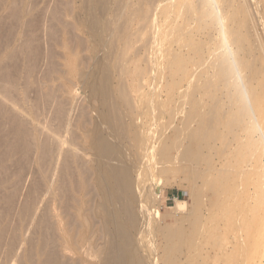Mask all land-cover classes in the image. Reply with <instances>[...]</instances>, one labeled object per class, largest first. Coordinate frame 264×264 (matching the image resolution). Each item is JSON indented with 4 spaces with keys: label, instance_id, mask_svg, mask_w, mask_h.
Listing matches in <instances>:
<instances>
[{
    "label": "bare ground",
    "instance_id": "obj_1",
    "mask_svg": "<svg viewBox=\"0 0 264 264\" xmlns=\"http://www.w3.org/2000/svg\"><path fill=\"white\" fill-rule=\"evenodd\" d=\"M77 1H72L73 7ZM79 1L80 11L77 14L72 13L71 2L68 1L62 5L65 36L61 45L68 55H64L63 68L66 67L68 70L62 72L61 80H65L64 76H66L72 83L77 77L83 86L89 89L91 98L97 102V106L95 112L93 111L95 114L92 119L73 122L70 118L59 121L62 120L60 117L64 116L62 114L57 117L59 108L62 111L61 107L64 105L62 102L61 107L54 105L58 107L54 110L61 125L60 127L57 125L59 128L54 126L57 129L48 127L46 133H42L43 141H40L43 143L41 146L43 145L44 155L48 157L47 165L54 170L53 175L57 171L61 175L63 185L61 191L67 199L63 201V207L60 208L61 215L55 208L52 213L56 215L53 216L56 217L59 228H55L59 231L61 241L58 240V242H61L60 247H63L61 250L63 252L58 254L54 250L58 256L54 252L53 255L47 252V257L41 254L44 256L42 257L36 249L37 252L34 251V255L30 254L32 256L31 258L29 256V259L31 264H84L87 258L93 255L100 260V264H155L151 261V256L155 259L156 252L158 255L155 237L157 232L161 231L168 241V244L161 247L164 261L180 264L183 261L180 260L179 255L184 249L200 247L199 236L205 234L203 223L199 215L191 210L193 214L185 220L189 222L192 229H185L181 222L164 225L158 229L156 219L159 217L155 207L159 205L160 195L155 192L158 190L152 185V181H156L154 174L161 175L170 171L169 165L183 163L181 170L187 173V180L190 182L203 180L208 185L214 186L208 180L213 176L224 179L226 183L230 179L241 181L245 177H250L242 167L245 151L253 147L262 148L261 151H264V46L253 40L251 28L252 19L256 20L255 17L253 18V12L263 10L257 8L258 3H263L264 0ZM48 4L47 9L53 5V13L56 12L59 16V9H57L58 12L56 10L58 7L55 8L52 3H50L51 6ZM33 5L30 6L32 9L35 6ZM43 12L41 13L44 15ZM38 13L40 12H37V16ZM40 16L42 15L36 17L38 23L46 20L43 18L39 21ZM45 16L47 17V14ZM34 17L32 21L36 19ZM69 17L75 21L73 27L64 24ZM38 23L33 26H38ZM256 25L258 27L260 24ZM54 27L56 25L49 26L50 31L43 32L45 34L53 32L54 29L51 30V28ZM40 30L42 33L45 29ZM76 31L85 32L92 43L86 47L91 57L89 58L91 61L87 60L89 70L81 73H77L78 55L73 47L74 44H78L76 45L78 48L86 45L83 41L71 37V32ZM67 35H70L71 43L66 38ZM32 48H34L33 45ZM30 51L32 50H29L28 54L34 52ZM16 67L18 68V65ZM53 67L55 69V66ZM34 69L31 68V70ZM30 71L28 70L29 73ZM37 72L34 77L36 80L40 77V72L39 76ZM32 73L31 71L30 74ZM30 74L28 77L31 76ZM46 74L48 76V73ZM17 79L14 78L13 81ZM12 85L11 87L9 83L8 90L13 88L11 91L17 92V84L13 82ZM36 89L35 91L32 89L34 94L40 91ZM13 92L11 93L15 96ZM9 93H3V95L1 92L5 97L8 95L9 98L7 97L5 101L10 103L9 105L13 108L11 110H17L14 112L20 115L22 111L24 115L31 118V120L28 119L34 126L36 123L39 124V115L27 111L24 103L14 100L16 98L9 96ZM3 99L4 97L1 100ZM48 99L49 95L46 100ZM50 99L46 101V104L50 102ZM39 104L37 101V104L35 102L31 106L37 105L35 106L37 108ZM64 104L68 105L66 102ZM54 106L52 105L53 108ZM40 109L39 106L37 110ZM54 110L51 111L54 112ZM38 111L35 113L41 112ZM13 113L11 126L20 131L22 119ZM45 113L47 115V112ZM48 114L50 115V112ZM61 118L64 119V117ZM25 122L27 123L26 120ZM26 125L23 124V127ZM21 130L22 132L16 133H21V136L30 133L29 131L24 134V128ZM41 131L38 133L40 134ZM227 134L233 135L234 139L224 141L222 149L230 155L234 154L236 159L233 163L230 159L225 161L221 171V167H214L211 157L208 159L206 157L207 152L213 150L216 139ZM27 135L24 137L26 138ZM27 137L30 138L31 134ZM233 142L236 144L235 147ZM77 168L80 169L79 172ZM78 173L92 183L96 193L88 201L84 198L78 201L76 198L78 202L75 201L71 208V200L67 197H71V184L75 187ZM212 189L215 190L213 187ZM47 191L49 195L52 191L50 185ZM74 192L76 194L75 189ZM201 195L202 192L197 188L190 189L189 199L193 207L198 204L197 200ZM55 199L56 202L57 199ZM175 202L178 209L187 205V201L176 199ZM34 203H31V206L29 204L30 211L35 208ZM50 211L52 210H49V213ZM36 213L35 209L30 214L35 217ZM166 217L169 216L166 215ZM48 224H51L50 220ZM52 225L55 223L52 222ZM214 241L218 244L219 240L217 238ZM21 244H13L8 254L14 259L6 256L9 257L8 259L5 257L8 263L10 259L15 260ZM58 247L56 246L55 249ZM41 249L40 252L45 251L44 248ZM65 252L70 253L71 258L61 263L59 260H62ZM71 260L73 262L69 263Z\"/></svg>",
    "mask_w": 264,
    "mask_h": 264
},
{
    "label": "rangeland",
    "instance_id": "obj_2",
    "mask_svg": "<svg viewBox=\"0 0 264 264\" xmlns=\"http://www.w3.org/2000/svg\"><path fill=\"white\" fill-rule=\"evenodd\" d=\"M34 1L35 0H0V31L1 33H3V34L0 33V40H1L0 42L1 43L0 44L1 46L0 47V74H3V75H0V94L1 92L2 94L3 93L8 94L9 93L8 91H10V93L13 92L11 91L13 88H11V90H8V89H10L9 87L10 86L12 87L13 86L12 83L15 82L18 86L17 87L18 90L17 92L16 91L13 92L15 96H13L12 93L11 94L9 93V96L12 95L14 98H16L14 99L11 96L14 100H19L20 102H23L27 111L33 113L34 115L38 114L39 116L38 115L37 116L39 117V120H40V123H39L40 126L37 123H36V126H34L30 121L31 118L29 116L24 115L25 114L24 112L20 111L22 113V115H20L19 112H18L19 114L14 112V111L17 112V110H14V111L11 110L13 108H11V106L9 105L10 103H8L7 100L5 101L8 95L7 97L3 96L4 94L0 95V111L3 109L0 112V242L2 243V244L0 243L1 244L0 245V248H1L0 249L1 251L0 252V264H7L8 263L7 259L9 257L12 258L11 255L8 254V252L11 250V247L13 246V244L22 243L21 245H19V248H18L19 250H17L18 255L15 257V260H12L14 258L9 260V263L11 262V264H31V259H29V256L31 258V256L35 254L33 252L34 251L37 252V250H39V253H38L39 256L43 254L45 257H47V252H49L51 255L54 252V250L58 254L59 252L61 253L63 252L61 251L63 250V247H60L62 246L61 242L60 243L58 242V240L61 241V239L59 238V235H58L59 231H57L58 229H56V228H59L57 219L56 217L53 216L55 214H52V213H54L53 208H55L56 212L58 211L57 213L60 214L62 212L60 208L63 207V201L65 202L67 199H66V196H64L61 191V188L63 187V185H62V180L60 177L61 175L59 171H57L56 174L53 175V171H54L52 170L53 168L47 165L48 157L44 155L45 153L42 148L43 145L41 146V144H43L41 143V141H43V137H44V135L42 136V133L45 134L48 127L52 129L59 128L61 124L60 122H58L59 118L57 117H60L62 114L64 116H61V117H64V119L60 117V119L62 120H59V121H63V120L70 118V119H73V122L74 120H81L82 122H84L85 120L92 119V117H94V114H95L93 113V111L95 112V108L97 106V102L91 98V93L89 89L86 86H83V84L77 79V77L72 83L66 78V76H64L65 80H61L62 72H64V70H68L66 67L63 68V62H65L64 55L66 54V52L62 49V45H61L63 43V38L65 36L63 33V30H64L63 21L65 20V18L63 17V14H62L63 12L62 5L68 1L71 2L72 13L77 14V12L80 11V7H78L80 4V1L78 0L77 2H75L76 4L74 7L72 5V1L74 0H57L58 2H60L59 4L56 0L55 2H53L54 0L53 1L47 0L49 4L46 3L47 2L46 0H38L40 1L39 4L37 0L35 1L36 3ZM56 2H57V5L55 4ZM50 3L54 4L55 8L56 6L58 7L56 8V10L59 9V16L58 14L56 15V12L53 13L54 11V9H52L53 5L51 4L52 5L51 6ZM47 4L48 6H51L48 9H47ZM259 4L260 5L262 4V6H260ZM31 5L34 6L33 9L32 7H30ZM27 6L28 8H26ZM263 7H264V2L258 3L257 9L264 10ZM39 9L40 10L47 9L46 10L47 12L45 11L46 12L45 13L42 10L40 11ZM17 10H19V12ZM36 10L37 12H40L38 13V16L40 14L42 15L40 16L41 19L39 18V21H41L43 18H46V20L48 21L44 19L42 22H39V23L36 22L38 20ZM14 11L18 12L19 14ZM262 11L256 12L257 14L255 13V11L253 12L255 15V16L253 15V18L255 17L256 20L252 19L251 28H252L253 40L259 44L261 43L264 46V42H262V40L264 41V38H263L264 33H262L264 31V25H263L264 11L263 12ZM41 12H43L44 15ZM34 13L36 14L34 15ZM51 13H53V15ZM45 14H47V17L49 16V18H47ZM33 17L34 19L37 17L34 20L36 23L32 21ZM17 18L18 19L20 18V19L18 20ZM66 20L67 21L64 22V24H68L69 26L73 27V24L75 22L73 18L69 17ZM30 22L32 24H30ZM34 23L36 25L38 23V26L34 27L33 26L35 25ZM257 23L260 24L258 26L259 28L256 25ZM40 24L42 26L41 28L45 30L47 28V30L46 31L42 30V33H40L41 32ZM29 25L31 26L27 28V26ZM43 25L45 28L43 27ZM55 25L56 27L51 28V30L54 29L53 31L54 34L53 32H50L48 34L44 33V32L50 31L49 26H55ZM261 27L263 28V30ZM34 29L35 30L37 29V30L34 31ZM55 31H56V34H55ZM32 32L34 34H32ZM23 34L27 36H24ZM70 35L75 40L78 39L80 41H83V43H85L86 45L85 47L79 46L78 48V46H76L78 44H74V47H73L75 52L78 55L77 68L79 70L77 69V73L86 72L89 70V64L87 63V60L91 61L89 59L91 58L90 53L86 50V47L88 45H92V43L90 42L89 36H87V34L82 31L71 32ZM70 35H67L66 38H68L69 42L71 43ZM48 36L49 38L47 39ZM31 39L33 41H31ZM256 40H258L259 42ZM8 43L9 44L11 43V44L9 45ZM42 43L43 44L46 43V45H42ZM32 45L34 48H32ZM35 45L39 48H37ZM71 46L73 45L71 44ZM14 49H16L17 51ZM24 49H27V50H24ZM29 50H32L30 52L34 51L32 53L33 55L30 53L28 54ZM10 53H12V55ZM65 56H68V55L66 54ZM18 61H20L21 64L18 63ZM10 62L14 64L12 63L10 64ZM16 65H18V68L16 67L17 69L15 68ZM53 66H55V69ZM5 67H8V68H5ZM9 67L10 68L12 67V68L9 69ZM30 67L35 68V69L31 70ZM24 69L27 71H25ZM12 70L14 71L12 72ZM23 70L24 72H21ZM28 70L29 71L31 70L33 73L30 74L31 71L29 73ZM46 70L47 72H45ZM50 70L52 72H50ZM36 72L38 76L40 72V77H37V80L39 81L40 85L38 84V81L36 80V78H34L36 75ZM46 73H48V76H46L47 75ZM29 74L31 76L28 77ZM1 76L3 77L1 78ZM14 78L15 79L18 78L17 81H13ZM47 80L49 82H47ZM23 82H25L26 84ZM9 83H10V86L8 87ZM29 85L31 86V88ZM35 87H37L40 90L38 91L39 93L37 92L38 94L41 95V96L39 95V98H38L37 93L34 94V91L36 89ZM1 88L4 90H2ZM6 88H7V91H6ZM47 92L49 95V99L50 98L51 99H50V102H47L46 104V101L49 100V99L46 100L48 97ZM27 94L29 95L27 96ZM3 97L4 99L1 100ZM53 97L54 99H52ZM25 98L26 99L29 98L28 101H26ZM37 101H38V104L40 103L39 106L42 109V110L40 109L39 111L43 112V114L37 110L39 109V106L37 108L35 107L37 105L31 106L32 104H35V102L37 104ZM61 102L64 105L62 107L60 104ZM65 102L68 105H65L64 104ZM51 103L53 106L59 105L62 108V111H60V108H59V114L60 113L61 114L60 115L58 114L57 117L55 116L56 111L54 109L56 108L58 109V107L54 106L53 108ZM1 104H2V107H1ZM45 107H47L49 110ZM51 110H54V112H52ZM64 110L65 111L69 110V112L67 111L68 114L67 112L64 113L65 112ZM37 111L40 114L35 113ZM11 112L12 113L14 112L13 114L18 115V117L22 119V122L20 125L21 126L20 131L18 129H14V126H11L13 125L12 119H11L12 117ZM45 112H47L48 116L46 115ZM49 112H50V115L48 114ZM73 112H75L74 115H73ZM52 114H54L55 118ZM46 116H47V119L49 118V116L51 118L47 120ZM23 117L27 121V123L25 122ZM44 118H45V122L47 121L46 122L47 125L44 122ZM50 119L53 122L50 121ZM22 123L25 125L27 124L28 126L27 125L26 126L29 129L26 126L23 127ZM8 125L10 126V128ZM29 125L31 126L29 127ZM57 125H59V127ZM7 126L8 128H6ZM54 126H57V128ZM22 127L24 128V132H23L24 134L30 131V133H27L29 135L25 134L29 137L31 134L30 138L26 136L28 140L24 137L25 135L24 136L22 135L23 136L22 137L21 133L20 134L16 133V132H22L21 130L23 129ZM30 128L32 130H30ZM40 130L43 131V132L41 131L40 133L41 135L38 133L40 132ZM33 139L35 140V142ZM228 139L233 140L234 139L233 135L227 134L222 138L221 137L217 138L216 142L213 143V150L207 152L206 159L211 157L212 162L214 163V167L215 168L221 167V171L224 168L225 161L230 159V161L233 163L234 160L236 159L234 154L230 155L228 152L222 149V145L224 141ZM234 143L235 142H233V146L235 147L236 144ZM31 149L34 151H32ZM247 150L245 151L246 153H244V156L242 157V159L244 158L242 167L245 173L247 174V176H250V177L248 178L245 177L241 181L230 179L228 183H226L224 179H221V178L218 179L215 176H213L209 178L208 180L214 186L208 185L203 180H197L196 182H190L189 180H187L188 179L187 173L181 170L183 163H175V164L169 165L170 171L166 173H162L161 175L158 173L154 174L155 175L154 180L156 181H152L153 182L152 185L155 189L157 188L158 191H155V192L160 195L159 205L155 207V209H157V213L159 217L156 219V221L158 222V224H156L157 227H159L158 229H160V227L164 225H173L175 224V222L176 223L181 222L183 223V227L185 229L190 230L192 228H190L189 222L186 220L191 216L190 214H193V212L199 215L198 217L199 219H201V222L203 223V230H204L203 232L205 234L201 235V237L199 236V240H201L199 243L200 247L196 246L195 248L184 249L182 251V254L179 255L180 257L178 256L180 260L183 261L180 264H264V151H261L262 148L257 149L255 147H253V149L248 148ZM206 159L204 162V166L206 165ZM77 170H78L77 172L80 171L79 168H77ZM224 184L226 185V187ZM49 185L51 186L52 191H50L48 195L47 189ZM71 187H72L71 197H67L69 200H71V208L75 204V201H77L76 198L78 199V201H81L84 199L85 201L86 200L88 201L92 197V195L96 193V190L94 189L92 183L90 181H86L84 175H81V173H78V178H77V182L75 183V187L72 184H71ZM73 187L76 190V194L74 192ZM192 187L193 188L195 187L199 191L202 192L201 197H199V199L197 200L198 204L194 205V207L191 204L190 199H189V192H190V189H192ZM212 187L215 190H213ZM244 191L246 193H244ZM243 194H245L246 196L245 195L243 196ZM53 197L57 199L56 200L54 198L57 203L54 201ZM176 199L185 201V202L187 201V205L178 209L176 202H175ZM51 202L55 205L54 207L52 206L53 204ZM31 203H34L33 207L34 205H36L34 209L32 207L33 210L35 209L37 210L35 217L34 215L31 216L33 210L30 211L28 208L32 205ZM57 207L59 210L57 209ZM26 208L27 210H25ZM46 208H48L47 211H46ZM180 209L182 210L180 211ZM49 210H52V211H50L49 213ZM166 215L169 217H166ZM51 216L54 217L53 218L54 220L52 219ZM48 219L50 220L51 224H48L49 222ZM52 222L53 224L55 223V225L57 226L52 225ZM3 230L4 232H2ZM207 232L209 233L207 234ZM60 237H61V233H60ZM217 238L219 240L218 244H216V242L214 241ZM155 239H156L155 240L156 246L158 247V255L156 252L155 259L153 258V256H151V261L153 263L155 262V264H172V263H166L163 259V252H162L161 247L164 244H168V241L164 238L163 233L161 231H158ZM57 243H59L60 245ZM56 246H59L58 248L60 249L58 248L55 249ZM41 248H44L45 251L40 252V250H42ZM196 248L198 250H196ZM57 253L55 254L57 255ZM65 253H66L65 256H62L64 255V253L62 255L60 254L62 256V260H59V262L61 261V263H65L63 262L65 261V259L68 260L69 258H71L70 253L68 252H65ZM43 255L41 256L44 257ZM6 256H9V257H6ZM35 260H36V257H35ZM70 262H73V261L71 260L69 261V263ZM100 263H101L100 260L96 256L92 255L87 258V262L84 264H100Z\"/></svg>",
    "mask_w": 264,
    "mask_h": 264
}]
</instances>
